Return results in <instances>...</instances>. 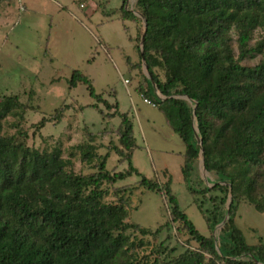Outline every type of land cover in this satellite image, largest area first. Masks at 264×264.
<instances>
[{
    "label": "trees",
    "instance_id": "1",
    "mask_svg": "<svg viewBox=\"0 0 264 264\" xmlns=\"http://www.w3.org/2000/svg\"><path fill=\"white\" fill-rule=\"evenodd\" d=\"M124 4L122 0L119 7L124 18L135 17ZM136 6L146 19L140 58L150 74L144 77L146 89L139 93L152 96L182 140L184 181L201 150L204 168L218 179L200 192L217 191L220 201L230 195L221 234L215 240L195 228L180 209L170 177L158 183L138 172L131 162L136 146L131 120L118 111L117 102L111 104L96 94L86 75L73 70L70 87L84 83L91 96L114 109L106 117H121L118 130L124 150L114 149L127 167L110 174L105 154L95 174L79 175L66 169L70 162L59 149L41 153L0 136V264H139L124 256L126 208L101 200L104 182L132 174L141 176L140 186L164 196L172 220L181 222L198 243L197 250L186 249L169 261L154 258L142 264H264V242L247 243L234 220L240 194L260 205L252 195L258 185L252 169H264V62L241 66L225 36L233 24L239 31V58L244 57L251 31L264 30V0H136ZM155 88L164 99L156 97ZM19 105L15 96L2 97L0 116ZM209 117L220 123L213 127ZM85 149L81 158L88 160L93 153ZM223 219L218 208L205 215L211 229ZM131 226L142 234L151 233L137 224Z\"/></svg>",
    "mask_w": 264,
    "mask_h": 264
},
{
    "label": "rangeland",
    "instance_id": "2",
    "mask_svg": "<svg viewBox=\"0 0 264 264\" xmlns=\"http://www.w3.org/2000/svg\"><path fill=\"white\" fill-rule=\"evenodd\" d=\"M121 2L0 0V99L15 96L20 104L0 116V136L41 153L59 149L61 157L70 162L66 169L75 174H95L105 154V168L110 174L124 171L127 161L114 149L124 150L118 130L121 117H106L114 109L91 96L84 83L69 86L72 71L78 70L90 79L96 94L111 104L117 102L118 111L131 120L136 145L131 154L132 165L141 175L158 183L170 177L180 209L195 228L206 237L215 233L218 236L222 227L209 228L205 215L214 208L224 217L228 215L230 195L220 201L217 191L200 192L218 179L215 172L204 168L200 154L193 162L188 181H184L182 140L169 127L152 96L139 93L146 89L147 77L140 58L142 16L136 0H125V9L135 17L124 18L119 9ZM225 36L241 66L264 62L263 29L256 27L251 31L247 53L242 58L238 29L232 24ZM158 73L164 79L163 72ZM261 90L264 92V85ZM154 93L164 99L156 88ZM143 97L155 106L143 101ZM210 119L213 127L220 123ZM85 147L93 153L88 160L81 158ZM252 174L258 181L252 195L260 205L255 206L240 194L234 220L247 243L257 244L264 242L263 167L253 168ZM140 177L132 174L101 185L102 202L126 208L124 222L128 226L124 234L128 243L124 256L142 264L154 258L169 261L186 249L197 250L198 243L184 225L172 220L164 196L140 186ZM210 197H215L214 201ZM134 224L151 233L142 234L131 226ZM205 258L208 260L209 255L205 254Z\"/></svg>",
    "mask_w": 264,
    "mask_h": 264
},
{
    "label": "water",
    "instance_id": "3",
    "mask_svg": "<svg viewBox=\"0 0 264 264\" xmlns=\"http://www.w3.org/2000/svg\"><path fill=\"white\" fill-rule=\"evenodd\" d=\"M139 15H141V14L139 13ZM141 16H142V15H141ZM142 22H143V32H142V34H141V36H140V44H141V47H142V42H143V36H144L145 30H146V19H145L143 16H142ZM141 47H140V48H141ZM140 53H142V51H140ZM142 65H143V67H144V70H145L146 73H147V77L150 78V74H149V72H148V70H147V66H146V64H145V62H144V60H143V58H142ZM174 97H181V98H183V99H187V100H189L188 97H187L186 95H174ZM193 130H194L195 137H197V128H196L195 124H193ZM198 143L200 144V141H199ZM200 156H201V161H202V163H203V155H202L201 150H200ZM203 166H204V164H203ZM227 202H228V205H229V204H230V197H229V196H228V201H227ZM227 218H228V215H225L223 221L220 222V223L217 225V227L221 228V227L223 226V222H224ZM213 237H214L215 240L217 239V235H216V233L214 234ZM216 249H218V248L216 247Z\"/></svg>",
    "mask_w": 264,
    "mask_h": 264
},
{
    "label": "built area",
    "instance_id": "4",
    "mask_svg": "<svg viewBox=\"0 0 264 264\" xmlns=\"http://www.w3.org/2000/svg\"><path fill=\"white\" fill-rule=\"evenodd\" d=\"M143 101H145L146 103H150L152 106H155L154 103H152L148 98L143 97Z\"/></svg>",
    "mask_w": 264,
    "mask_h": 264
}]
</instances>
